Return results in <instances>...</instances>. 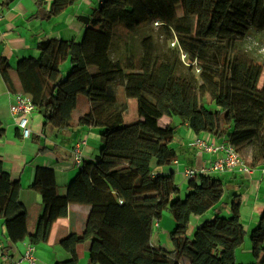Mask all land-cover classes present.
<instances>
[{
	"label": "trees",
	"instance_id": "16d2710c",
	"mask_svg": "<svg viewBox=\"0 0 264 264\" xmlns=\"http://www.w3.org/2000/svg\"><path fill=\"white\" fill-rule=\"evenodd\" d=\"M77 1L51 0L45 18ZM209 19L214 22L207 30ZM80 20V42L42 41L38 58L17 62V89L11 87L8 61L0 58L2 80L13 94L30 97L43 128H89L101 142L63 197L53 170L35 169L30 188L40 196L42 213L33 234L27 232L20 183L0 161V220L8 242L47 243L68 206L83 205L89 208L83 231L58 240L68 259L55 264H77L76 247L84 243L87 264H236L235 253L247 237L252 264H264V208L248 231L239 195H232L229 218L204 221L188 237L191 218L220 202L221 180L215 173L185 179L187 193L179 200L174 174L155 173L177 158L175 129L160 127L163 117L223 140L250 169L264 166V63L242 48L251 30L264 33V0H100L93 15ZM157 37L166 49L158 48ZM79 97L88 108L74 118ZM128 100L135 101L136 116L126 123ZM165 211L173 222L170 250L151 243Z\"/></svg>",
	"mask_w": 264,
	"mask_h": 264
},
{
	"label": "crops",
	"instance_id": "0c3cea01",
	"mask_svg": "<svg viewBox=\"0 0 264 264\" xmlns=\"http://www.w3.org/2000/svg\"><path fill=\"white\" fill-rule=\"evenodd\" d=\"M1 2L2 0H0V4ZM50 4L51 0H15L9 7L5 8L0 5V58H5L11 68L10 82L13 89L18 87L14 74L17 62L24 58H38L37 45L42 41L56 39L80 42L85 30L80 18H90L98 9L100 0H78L60 15L45 18V13ZM66 64L63 65L64 67L62 66L64 71L68 67ZM12 95L13 92L8 89L0 76V125L4 129V136L0 139V161L12 180L20 183L19 199L27 211V232L33 234L42 213L40 196L30 188L35 169L48 168L53 170L57 193L63 197L67 192V187L78 174V169L72 163V148L78 142L85 141V146L82 147V156L83 160L88 162L97 156L101 142L96 131L89 128H75L68 131H57L50 127L43 128L42 118L36 111L28 118L31 136L29 139H22L9 112ZM77 105V109L80 108L78 115L84 113L88 108L86 101L78 100ZM160 121L158 124L162 128L169 125L167 123L161 126ZM182 126L185 130L184 138L179 142L174 143L173 141L175 145H172L175 152L180 153L179 157L177 153V158L173 163L155 169V173L177 175V172L183 175V171L188 168L208 167L210 157L196 149L189 148L188 143L194 138L210 142L212 140L224 142L223 140L216 141L205 133L195 134L185 123ZM181 159L187 164L182 163ZM263 168L264 166L251 169L250 174L237 172L214 174L221 180L223 195L226 194L228 202L229 199L231 201L232 195H239L241 208H244L240 211L241 221L248 231H250L249 225L258 222L264 207L260 202V200L264 202V196L260 194L261 191H264ZM88 213L89 208L87 206H68L66 217L57 220L52 226L49 241L35 246V264H55L66 261L68 254L57 242L70 234H80L83 231ZM204 215L200 217V220L195 219L197 225L206 221ZM172 228L173 222L168 217H162L158 226L154 228L151 238L152 245L170 250L167 245ZM0 242L3 249L5 248L3 252L8 258L7 261H2L0 258V264L18 262L27 245V242L11 245L6 238L1 220ZM161 243L162 246H160ZM244 248L246 250L244 255L239 258V264H252L254 261L250 253V246H244ZM87 252V243L76 247L77 264H87Z\"/></svg>",
	"mask_w": 264,
	"mask_h": 264
},
{
	"label": "built area",
	"instance_id": "2783aa9c",
	"mask_svg": "<svg viewBox=\"0 0 264 264\" xmlns=\"http://www.w3.org/2000/svg\"><path fill=\"white\" fill-rule=\"evenodd\" d=\"M157 26V24H155ZM248 49L255 48L261 55H264V46L254 42L251 39H247ZM173 47L174 44L172 43ZM35 111V107L32 104L30 97L22 93H14L12 95V103L9 107L10 115L16 124L22 139H29L31 136V130L28 126V118ZM85 146V141L78 142L71 150L72 163L75 168L79 169L83 164L82 147ZM189 148L196 149L202 154H206L210 157L209 166H202L199 169H185L183 176L185 179H191L198 174H221L225 172H237L242 174H250L251 169L241 160L238 153L235 152L233 147L226 142L217 143L215 141H205L196 138L191 141ZM157 223L154 224L156 228ZM3 246L0 242V258L2 261H7V256L3 253ZM35 247L27 244L24 253L21 258L15 264H35L36 259L34 256Z\"/></svg>",
	"mask_w": 264,
	"mask_h": 264
},
{
	"label": "rangeland",
	"instance_id": "374dc122",
	"mask_svg": "<svg viewBox=\"0 0 264 264\" xmlns=\"http://www.w3.org/2000/svg\"><path fill=\"white\" fill-rule=\"evenodd\" d=\"M213 22H214V21H213L212 19H209V20H208V24L206 25V29H207V30L211 27V25H213ZM207 30H206V31H207ZM141 32H143V31H141ZM152 32L155 33L157 36L160 35V31L158 30V27L155 26V25L152 26ZM248 38L251 39V40H253L254 42H257V43H259V44H261V45L264 46V33L256 32V31H254V30H251V31L249 32V35L247 36L245 42H243V45H242V48H243L244 52H246L251 58H253V59H255V60H258V61H260V62L262 61V62L264 63V55H261V54L258 52V50L255 49V48H252V49H248V48H247V46H248L247 39H248ZM157 46H158V48H159L160 50H163V49H166V48H167V45H166V43L163 41L162 37H157ZM168 48H171V46L168 45ZM66 66H68V67L66 68L65 71L62 70L64 66L61 67V73H62V75H64V76H65V74H67V71H68V68H69V63H67ZM263 78H264V75L262 76L261 82L263 81ZM117 96H118L119 98H121V97L123 96V91H122L121 88H118V90H117ZM79 100H80V101H86L84 98H81V97H79ZM79 111H80V108L77 109L76 113L74 114V118L79 114ZM33 113H34V112H33ZM135 116H136V103H135L134 100H128V101H127V109H126V112H125V115H124L125 122H126V123H129V122L133 121L134 118H135ZM169 120H170L171 122H170ZM169 120H168L167 117H163V119L160 121V125H161V126H164V125H166L167 123L171 124V126L175 129V136H174V140H173V141H174V143H175L176 141L179 142L182 138H184V135H183V133L185 132L184 127L182 126L180 119L177 118V117H172V118L169 119ZM94 131H96V130H94ZM96 135H98V132H97V131H96ZM194 140H196V138H194L192 141H194ZM190 142H191V141H190ZM190 142L188 143V147H189ZM174 143H173L172 145H175ZM217 143H221V142H217ZM177 153H178V152H177ZM179 154H180V153H178V157H179ZM181 162H182V163H186L183 159H181ZM186 164H187V163H186ZM263 169H264V168H263ZM176 174H177V175H174V177H175L174 180H175V183L178 185V188H179V191H180V192H179V195L177 196V199H179V200H183L184 197H185V195H186V193H187V191H186V181H184L185 178H184V176H183L182 174H178L177 172H176ZM210 174H212V173H210ZM182 177H183V178H182ZM263 180H264V177H263ZM263 187H264V184H263ZM260 194H261V196H264V191H261ZM229 202H230V199H229ZM229 202L227 201V196H226V194H224L223 197H222V199H221V201H220L219 204L215 207V209H213V210H212V209L209 210V211L204 215V217H205L204 220L209 221V220L214 219L215 217L225 218V219L229 218V217L231 216V214H230V210H229ZM260 202L262 203V205H264V204H263L264 202H262V200H260ZM263 208H264V207H263ZM241 209L244 210V208H241ZM262 210H263V209H262ZM162 217H163V218L168 217L169 220L172 221V220H171V216H170V214H169L168 211H165V212L163 213ZM200 217H201V216H200ZM200 217H193V218H191V221H190V227H189V230H188V232H187L188 237H191L192 234H193V232L195 231V229H196L197 227H199V226L202 224V222H201V223H199V224L197 225L196 220H195V219H199V220H200ZM194 220H195V221H194ZM256 225H257V223H256V224H255V223H252L251 225H249V226H248L249 230H252ZM153 241L155 242V239H154ZM156 244H157V243H156ZM160 246H162V243H161ZM244 246H246V247L249 246V240H248V237L245 238ZM167 247H168V248H171V245L168 244ZM245 250H246V249L243 248V246H242L241 248H239V249L236 251V253H235V254H236L235 257H236V260H237V261H236V264H239L240 261H238V260H239V258H240L241 256L244 255V251H245Z\"/></svg>",
	"mask_w": 264,
	"mask_h": 264
}]
</instances>
